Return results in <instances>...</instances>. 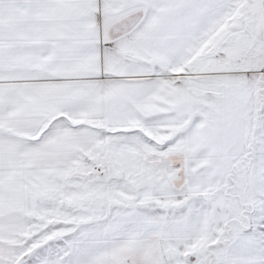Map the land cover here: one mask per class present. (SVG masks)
Here are the masks:
<instances>
[{"label":"snow or ice","instance_id":"snow-or-ice-1","mask_svg":"<svg viewBox=\"0 0 264 264\" xmlns=\"http://www.w3.org/2000/svg\"><path fill=\"white\" fill-rule=\"evenodd\" d=\"M0 264H264V0H0Z\"/></svg>","mask_w":264,"mask_h":264}]
</instances>
